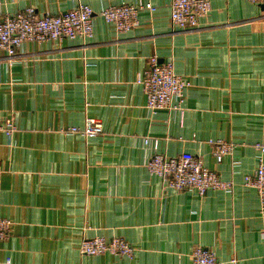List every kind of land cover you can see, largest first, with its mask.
Returning a JSON list of instances; mask_svg holds the SVG:
<instances>
[{
	"label": "crops",
	"instance_id": "0c3cea01",
	"mask_svg": "<svg viewBox=\"0 0 264 264\" xmlns=\"http://www.w3.org/2000/svg\"><path fill=\"white\" fill-rule=\"evenodd\" d=\"M138 2L155 10L128 33L95 17L91 38L25 43L11 60L0 50V125L15 126L0 134V216L12 220L0 264H193L197 246L264 264L259 195L244 184L264 159V4L210 0L192 31L172 25L171 0H0V17ZM152 55L190 81L180 109L147 110L139 78ZM88 118L100 135L67 132ZM208 140L232 154L217 162ZM154 153L198 156L232 188H165L146 166ZM95 236L123 237L135 256L81 254Z\"/></svg>",
	"mask_w": 264,
	"mask_h": 264
},
{
	"label": "built area",
	"instance_id": "2783aa9c",
	"mask_svg": "<svg viewBox=\"0 0 264 264\" xmlns=\"http://www.w3.org/2000/svg\"><path fill=\"white\" fill-rule=\"evenodd\" d=\"M256 4H264V0H249ZM143 10L154 11L155 6L148 2L136 4L110 5L95 11L88 4L64 13L51 15L39 14L34 7H28L14 14L0 17V50L6 52L7 58L14 59L20 47L25 43H43L64 38H91L93 22L100 17L111 23L117 33L125 34L139 23V14ZM211 11L210 0H171L170 21L181 31H192L199 27L201 20ZM146 95V108L151 113L161 109H180L184 102L185 92L191 86L187 78L179 75L173 61L161 62L157 55L150 56L148 66L139 78ZM15 126L7 120L0 125V134L14 132ZM70 134H81L90 138L103 132V124L97 118H88L84 127L72 126L67 130ZM217 162L232 154L234 145L224 140H208ZM145 139V144L149 143ZM260 154H264V140L256 144ZM151 175L161 178L165 188L181 192L195 191L201 196L209 190H229L232 182L224 180L220 174L208 168L198 156L182 154L166 156L154 153L146 164ZM244 184L257 190L260 200L259 214L264 218V159L261 156L256 170L246 174ZM12 231V220L0 216V240L7 239ZM264 242V231L262 232ZM135 247L125 238L104 236L85 238L80 243V253L86 256L103 254L122 255L129 258L135 256ZM193 264H223L209 248L197 246L193 248ZM237 264V262H235Z\"/></svg>",
	"mask_w": 264,
	"mask_h": 264
}]
</instances>
